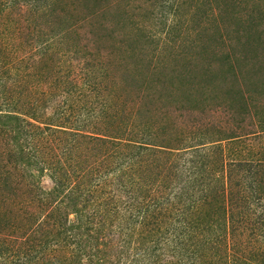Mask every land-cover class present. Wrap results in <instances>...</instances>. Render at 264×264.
Wrapping results in <instances>:
<instances>
[{
  "label": "rangeland",
  "instance_id": "obj_1",
  "mask_svg": "<svg viewBox=\"0 0 264 264\" xmlns=\"http://www.w3.org/2000/svg\"><path fill=\"white\" fill-rule=\"evenodd\" d=\"M0 264H264V0H0Z\"/></svg>",
  "mask_w": 264,
  "mask_h": 264
}]
</instances>
